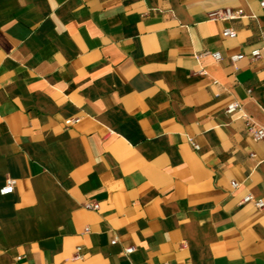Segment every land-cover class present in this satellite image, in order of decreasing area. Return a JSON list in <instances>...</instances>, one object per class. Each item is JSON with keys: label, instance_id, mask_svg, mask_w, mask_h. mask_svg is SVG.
I'll use <instances>...</instances> for the list:
<instances>
[{"label": "crops", "instance_id": "obj_1", "mask_svg": "<svg viewBox=\"0 0 264 264\" xmlns=\"http://www.w3.org/2000/svg\"><path fill=\"white\" fill-rule=\"evenodd\" d=\"M262 2L0 0V264H264Z\"/></svg>", "mask_w": 264, "mask_h": 264}, {"label": "built area", "instance_id": "obj_2", "mask_svg": "<svg viewBox=\"0 0 264 264\" xmlns=\"http://www.w3.org/2000/svg\"><path fill=\"white\" fill-rule=\"evenodd\" d=\"M261 6L264 7V2L261 3ZM241 16V13L239 12H233L231 9H222V10H217L209 14V18L211 20H219V21H226V20H234L237 19ZM222 36L225 38L233 39L236 37V32L231 29L227 28L224 29L222 32ZM212 57L215 61L221 60V55L219 53H213ZM264 57V45L260 49H255L251 51L250 53V59L251 60H258L260 58ZM245 58V55L239 54V55H234L229 58L230 63L235 67L236 63L243 60ZM241 111V105L238 102H233L230 103L227 108H226V113L228 115H233L237 112ZM246 121V126L248 132L253 136V138L257 141H262L264 142V128L257 127L255 123L251 121L249 118H245ZM77 122V119L68 121V123H75ZM192 146L194 148H197L196 145L192 143ZM16 186V180L12 178H6L4 186L0 189V195L1 196H8L14 193V189ZM231 186L233 188H236L238 185L235 182L231 183ZM241 204H253L255 207L258 209L263 208L264 204L262 201H255L254 198L251 195H247L244 197L242 200ZM83 207L86 210H91V211H98L99 210V205L97 203H85ZM88 230L85 229V232ZM115 243V241H113ZM126 254H130L133 252V248H128L125 249L124 251ZM82 254H81V247L76 248L72 260L77 261L82 259Z\"/></svg>", "mask_w": 264, "mask_h": 264}]
</instances>
